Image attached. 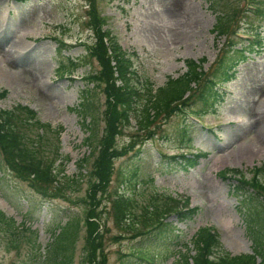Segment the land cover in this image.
Instances as JSON below:
<instances>
[{"label":"rangeland","instance_id":"1","mask_svg":"<svg viewBox=\"0 0 264 264\" xmlns=\"http://www.w3.org/2000/svg\"><path fill=\"white\" fill-rule=\"evenodd\" d=\"M253 6L264 9V0H98L101 16L107 19L104 30L109 29L118 38L132 64V81L143 92L139 108L149 92L146 81L153 84L156 92L170 80L183 77L189 61L204 60V70H213L230 49L232 40H238V33H252L247 22H252L264 36V16H255ZM88 7L87 0H0V94L7 92L6 97H0V109L28 107L38 114L40 122L51 125L52 134L41 136V129L28 126L21 133L35 141L39 134L43 138L42 154L50 162L60 157L56 166L63 164L66 175L77 174L79 161L87 158L85 176L79 184L72 189L65 182L63 196L54 200L45 198L13 173H0V208L20 229L13 235L0 224V264H46L44 256L52 244H60L57 234L71 219L81 221L76 243L69 246L66 254L73 256L72 264H91L87 257L90 238L85 225V201L87 182L106 126V95L102 88L94 89L85 80L100 70L99 63L88 55L94 42V32L87 25ZM220 17L229 31L232 28L233 36L214 32ZM50 37L62 40L67 48L59 51ZM241 44L234 47L240 49ZM71 60H76L78 69L61 78L60 63L71 68ZM237 72L236 80L222 86L227 93L218 88L226 99L217 116L202 119L206 128L198 124L189 128L194 140L191 154L206 155L197 167L172 175L160 172L166 166H162L160 154L179 152V131L184 126L180 115L160 117L152 127L157 133L155 140H146L136 147L143 151L140 157L130 153L115 162L116 173L108 192L129 197L134 202L132 217L142 223L135 225L134 230L126 224H116L110 212L111 201L100 194V198H105L100 208L104 228L98 261L106 258L107 264H120L123 253L136 246L133 243L140 238L138 232L146 231L144 221L151 217L144 209L152 212L156 204L164 210L168 197L189 199L190 207L201 209L187 223L170 218L183 231L181 244L190 243L201 228L207 227L217 232L223 248L232 255L254 254L256 243L237 208L233 181L224 180L221 173L240 170L251 179V171L264 164V49L253 53ZM89 88L94 90L88 96L87 111L83 112V95ZM82 113L87 116L85 122ZM87 126L93 133L89 145L85 143L89 138ZM136 127L132 122L118 138L119 149L129 145ZM59 130L58 136L55 131ZM161 135L169 136L168 143L160 140ZM132 170H137L133 177L129 176ZM261 213L264 221V208ZM69 241H63L60 250ZM152 244L159 247L158 264L177 260L165 259L168 252L163 244Z\"/></svg>","mask_w":264,"mask_h":264},{"label":"trees","instance_id":"2","mask_svg":"<svg viewBox=\"0 0 264 264\" xmlns=\"http://www.w3.org/2000/svg\"><path fill=\"white\" fill-rule=\"evenodd\" d=\"M87 1L90 5L88 7L90 20L87 25L94 32V42L89 47L88 55L99 63L100 70L88 75L85 80L94 89L102 88L106 95L104 136L92 166L90 181L87 182L89 187L87 201H85V225L90 238L87 257L91 264H107L106 258L98 261L99 252L103 247L104 221L100 208H102L104 198L107 196L109 202L111 201L110 212L113 213L114 221L119 226L126 224L134 230L135 225L139 226L142 223L140 220L134 221L132 217L134 202L129 197H126L124 193L118 194L117 191L114 195H110L108 192L116 173L115 162L130 153H135L137 157H140L143 151L141 148L137 150L136 147L146 140H155L157 133L152 127L156 126L160 117L170 118V116L180 115L184 126L179 131L181 139L179 152L160 154L162 166L166 164L160 172L172 175L179 171L188 172L197 167L199 160L206 155L191 154L193 153L194 140L189 128H193L194 124L189 121L184 112L189 111L198 116L217 114L226 99L219 91L220 87L236 80L237 68L248 61L253 53L263 51L264 39L259 33L260 29L252 22H247L248 30L257 33L256 41L244 45L240 39L232 40L230 49L219 59L214 69L208 72L203 68L204 60L199 63L187 62L188 71L183 77L170 80L165 87L156 92L152 88L153 84L146 81V84L150 85L149 92L146 94L143 106L139 108L138 103L143 92L135 87L132 81L134 75L132 64L118 38L109 29L104 30L107 19L101 16L98 0ZM255 16H264V9L258 8ZM222 21L223 19L220 17L214 32L218 36H233L232 28L229 31ZM50 39L57 43L59 51L67 48L62 40L56 37H50ZM239 43H242L241 48H235L234 46ZM75 61H70L71 68L60 63L58 72H60L61 78L78 69ZM93 90L89 88L83 95V101H85V104H81L83 112L87 111L88 96L93 93ZM6 95L7 92H2L0 97L4 98ZM137 107L139 110L136 109ZM82 114L84 115V113ZM86 117H84V122ZM132 122L137 125L136 133L132 135L128 146L119 149L117 140L124 135L125 130L132 125ZM27 126L28 128L41 129V136L53 133L52 126L40 122L38 114L28 107L16 106L11 110L0 109V173L5 171L13 173L18 179L28 182L31 188L45 198L54 200L62 197L65 182L68 187L73 189L75 185L79 184V179L85 176L84 169L87 158L79 161L77 174L66 175L63 164L56 166L58 160L61 161L60 157L50 162L48 157L42 154L40 144L43 138L39 134L37 135L38 140L35 141L21 133L23 127ZM86 129L89 138L85 143L89 145L92 142L93 133L88 130V126ZM55 133L59 136L61 131H55ZM160 140L168 143L169 136L161 135ZM59 151L60 147L56 152L58 156L60 155ZM59 166L64 168L59 169ZM251 172V179H247L246 174L240 170H226L221 173V176L224 180L233 181V194L238 202L237 208L244 216L248 230L256 243L253 255H232L223 248L217 232L207 227L201 228L190 243L181 244L180 238L183 231L171 222L170 218L176 217L180 223H187L193 221L200 214L201 209L190 207L189 199L178 201L176 198L168 197L166 198L168 203L164 210H160L156 204H153L152 212H150V208L144 209V212L147 211L151 217L150 220L144 221L146 231L138 232L137 236L140 238L136 239V237L135 243H133L136 246L132 247L130 252L123 253L120 264H158L159 247H155L153 242L165 246L168 252L165 259H177L173 264H264V221H262L261 213L264 208V164L255 167ZM121 174L119 173V175ZM136 174L137 170H132L129 176L133 177ZM122 183L124 182L122 181ZM100 194L105 197L102 199L101 196L100 198ZM181 203L184 206H180ZM80 221V219H71L65 226H59L63 229L57 234L61 239L60 244L63 241H70L62 250H60V244L57 241L52 244L50 252L44 256L46 264H72L73 256L66 253L69 246L76 243ZM0 224L13 235H16L15 233L20 230L17 228L16 221L8 217L1 208ZM32 233L37 238V234L33 231ZM217 253L219 254L217 255Z\"/></svg>","mask_w":264,"mask_h":264}]
</instances>
